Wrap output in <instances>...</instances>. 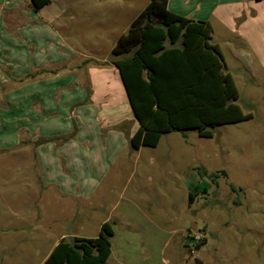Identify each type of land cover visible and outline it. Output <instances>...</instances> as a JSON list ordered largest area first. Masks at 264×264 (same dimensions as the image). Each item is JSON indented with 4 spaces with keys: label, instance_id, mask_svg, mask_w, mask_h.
I'll return each instance as SVG.
<instances>
[{
    "label": "rangeland",
    "instance_id": "obj_1",
    "mask_svg": "<svg viewBox=\"0 0 264 264\" xmlns=\"http://www.w3.org/2000/svg\"><path fill=\"white\" fill-rule=\"evenodd\" d=\"M147 2L51 0L42 10L58 18L73 89L87 87L91 102L99 95L85 121L94 127L81 154L47 162L59 190L44 186L31 152L0 144V264H45L56 242L96 238L104 222L113 229L106 264H264V0H170L171 11L210 22L235 103L251 116L215 127L210 138L170 132L155 148L133 151L123 88L119 82L116 98L105 89L117 90L111 49ZM105 108L114 119L100 123ZM17 125L4 124L2 136L9 129L10 142L19 138Z\"/></svg>",
    "mask_w": 264,
    "mask_h": 264
},
{
    "label": "trees",
    "instance_id": "obj_2",
    "mask_svg": "<svg viewBox=\"0 0 264 264\" xmlns=\"http://www.w3.org/2000/svg\"><path fill=\"white\" fill-rule=\"evenodd\" d=\"M259 1V0H258ZM51 0H30L38 11ZM168 0H148L111 49L129 107L138 124L129 147L155 148L161 136L196 130L200 138L213 129L250 118L235 103L238 90L208 21L169 11ZM201 177L205 171H198ZM225 175V173L223 172ZM215 177L216 175H212ZM113 229L100 225L96 238H62L45 264H106ZM204 243H196V248Z\"/></svg>",
    "mask_w": 264,
    "mask_h": 264
},
{
    "label": "crops",
    "instance_id": "obj_3",
    "mask_svg": "<svg viewBox=\"0 0 264 264\" xmlns=\"http://www.w3.org/2000/svg\"><path fill=\"white\" fill-rule=\"evenodd\" d=\"M169 5L170 0L167 3L168 9ZM46 6L34 11L30 0H0V111L5 113L0 114V118L4 124H19V128L14 127L13 133L15 130L20 131V137L17 138L14 134L10 142L6 134L10 131L8 128L4 131L5 136H2L3 124L0 129V144H6V150L11 154H18L19 150L25 154L31 152L36 169L40 170L38 177L43 178L44 186L51 187L50 189L54 186L55 190H59L60 187L54 183L52 170L47 166V162L67 161L70 156L82 153L81 145L85 139L82 136L94 127V124L89 127L85 121L97 106L95 98L99 95H92L91 102L87 100V87L83 92L77 87L73 89L71 57L69 55L66 58L60 41L57 44L59 39L55 26L58 18L48 12L43 13L42 10ZM171 12L202 21V18L194 19L188 15ZM252 18L250 17V20H253ZM215 43L220 48L219 43ZM112 68L116 70L117 90H105L111 92L112 98H116L121 80L117 69L113 65ZM123 92L128 103L124 89ZM104 95L100 102L105 106L108 95ZM88 104H91V107H88ZM107 109L98 110L99 114H103H97L100 123L114 119V113ZM130 112L132 114L131 109ZM132 118L135 128L130 132L131 135L138 128L133 114ZM52 139L59 141L55 151L50 149ZM69 186L70 182L64 188L65 195H68Z\"/></svg>",
    "mask_w": 264,
    "mask_h": 264
},
{
    "label": "built area",
    "instance_id": "obj_4",
    "mask_svg": "<svg viewBox=\"0 0 264 264\" xmlns=\"http://www.w3.org/2000/svg\"><path fill=\"white\" fill-rule=\"evenodd\" d=\"M195 239H196V240H200V237L197 235V236L195 237Z\"/></svg>",
    "mask_w": 264,
    "mask_h": 264
},
{
    "label": "water",
    "instance_id": "obj_5",
    "mask_svg": "<svg viewBox=\"0 0 264 264\" xmlns=\"http://www.w3.org/2000/svg\"><path fill=\"white\" fill-rule=\"evenodd\" d=\"M1 108V107H0ZM196 264H201L200 262L195 261Z\"/></svg>",
    "mask_w": 264,
    "mask_h": 264
}]
</instances>
